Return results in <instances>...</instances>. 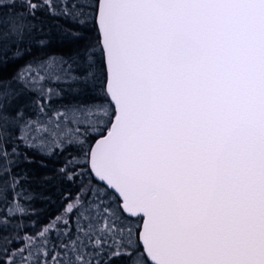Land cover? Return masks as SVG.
<instances>
[{"label": "snow or ice", "instance_id": "obj_1", "mask_svg": "<svg viewBox=\"0 0 264 264\" xmlns=\"http://www.w3.org/2000/svg\"><path fill=\"white\" fill-rule=\"evenodd\" d=\"M68 149L97 182L23 235ZM0 204V264H264V0H0Z\"/></svg>", "mask_w": 264, "mask_h": 264}, {"label": "trees", "instance_id": "obj_2", "mask_svg": "<svg viewBox=\"0 0 264 264\" xmlns=\"http://www.w3.org/2000/svg\"><path fill=\"white\" fill-rule=\"evenodd\" d=\"M99 33L95 28L90 29V39L97 40ZM71 46L63 42H55L52 47L46 51L50 52H68ZM39 54V53H38ZM17 68L16 64H9L5 70L6 75L11 74ZM33 159L31 164H22L17 171L26 170L29 176V183L25 185L34 194V199L30 202L31 215L24 217L19 222L24 225L23 235H31L37 229L46 225L52 218L59 215L70 199L77 195L82 182H86L91 177V171L87 170V165L81 163L76 167V172H81L82 169L87 171V175L81 174L79 179L74 181L67 180L60 175L59 169L65 166V163L72 159L73 156H78V152L74 149H68L63 153L57 152L52 156H42L39 154H30ZM92 182L96 183V178L91 177ZM11 198V197H10ZM4 205L0 204V214H2ZM128 223L130 225L140 224L141 221L137 217L128 215ZM15 220L13 227L8 229L6 234L9 239L14 242L9 245L13 251L16 250L17 245L23 246L22 241L16 236ZM0 255V259H4Z\"/></svg>", "mask_w": 264, "mask_h": 264}, {"label": "water", "instance_id": "obj_3", "mask_svg": "<svg viewBox=\"0 0 264 264\" xmlns=\"http://www.w3.org/2000/svg\"><path fill=\"white\" fill-rule=\"evenodd\" d=\"M114 103V102H113ZM99 137H97V139H98ZM93 143H94V141H93ZM130 215V214H129Z\"/></svg>", "mask_w": 264, "mask_h": 264}]
</instances>
